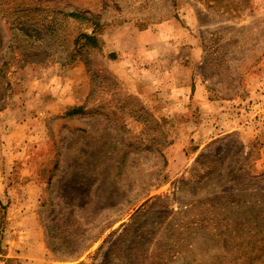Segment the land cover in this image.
Returning a JSON list of instances; mask_svg holds the SVG:
<instances>
[{
	"label": "rangeland",
	"instance_id": "rangeland-1",
	"mask_svg": "<svg viewBox=\"0 0 264 264\" xmlns=\"http://www.w3.org/2000/svg\"><path fill=\"white\" fill-rule=\"evenodd\" d=\"M0 202V264H264V0H0Z\"/></svg>",
	"mask_w": 264,
	"mask_h": 264
},
{
	"label": "crops",
	"instance_id": "crops-1",
	"mask_svg": "<svg viewBox=\"0 0 264 264\" xmlns=\"http://www.w3.org/2000/svg\"><path fill=\"white\" fill-rule=\"evenodd\" d=\"M70 70L72 72L66 79H60L56 76L55 80H51L55 87L52 88L53 95H50L48 110L59 111L60 109L78 107L86 101L89 95V81L84 77L82 67L73 64ZM119 70L116 65L111 67L114 74H119ZM43 94L39 91L37 97L44 98Z\"/></svg>",
	"mask_w": 264,
	"mask_h": 264
},
{
	"label": "trees",
	"instance_id": "trees-1",
	"mask_svg": "<svg viewBox=\"0 0 264 264\" xmlns=\"http://www.w3.org/2000/svg\"><path fill=\"white\" fill-rule=\"evenodd\" d=\"M69 18L74 19V20H80L83 18L82 15L77 14V13H70L67 15ZM83 38L86 40V44L90 45L94 48H99V45L101 44V40L98 37L95 36H90V35H83ZM111 61H116L117 58L115 55H111L110 56ZM105 78L110 82V86L108 87V90L110 91V89H114L116 90V88L119 86L117 77L114 76L113 74H108V75H104V74H98L95 77H93L92 79V86H91V90L90 93L86 99V101L84 102L83 105L78 106V107H73V108H68V115L69 116H73V115H79V114H91L92 112L98 110V109H90L89 106L91 104V101L93 100L94 95L96 94V90L98 89V83L97 80ZM112 93V90L110 91ZM133 96L126 94V101L130 100ZM135 99V98H132ZM116 101V97H115V93L113 95V98L111 99V102H115ZM133 106L132 109H130L129 112V116L134 118L136 121L138 122H145L144 119H142L140 116H138V112L142 111L144 109V111H149V108L143 107L139 102H137L136 100L132 101ZM99 108V107H98ZM1 205V202H0Z\"/></svg>",
	"mask_w": 264,
	"mask_h": 264
}]
</instances>
